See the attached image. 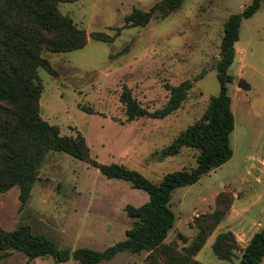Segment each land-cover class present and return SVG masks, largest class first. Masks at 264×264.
<instances>
[{
    "label": "rangeland",
    "instance_id": "374dc122",
    "mask_svg": "<svg viewBox=\"0 0 264 264\" xmlns=\"http://www.w3.org/2000/svg\"><path fill=\"white\" fill-rule=\"evenodd\" d=\"M161 0H79L60 4L59 13L87 35L84 48L68 53L43 52L53 73L40 69L43 84L40 116L58 127L61 136L80 135L89 159L120 165L159 184L165 175L196 166L197 151L184 148L162 158L187 127L205 115L219 93L216 64L225 22L252 0H184L169 16L153 17L144 27H125L133 10L148 11ZM100 33L110 39L92 38ZM227 85L234 116L231 159L194 185L176 189L171 198L175 223L163 242L179 257L199 228L210 226L217 197L231 203L194 260L201 264H238L253 234L264 227V3L242 20ZM190 82L178 110L163 119L127 120L120 101L124 88L149 113L168 102L170 89ZM245 84V88L240 84ZM147 193L130 183L109 179L89 163L57 151L40 160L26 204L19 189L0 192V228L12 232L28 226L59 250L103 252L125 239L132 220L126 206L140 207ZM233 235L236 248L219 259L212 244L221 233ZM150 253L122 252L100 264H149ZM0 264H80L50 257L29 259L11 251ZM169 264V263H168ZM261 264H264V257Z\"/></svg>",
    "mask_w": 264,
    "mask_h": 264
},
{
    "label": "trees",
    "instance_id": "16d2710c",
    "mask_svg": "<svg viewBox=\"0 0 264 264\" xmlns=\"http://www.w3.org/2000/svg\"><path fill=\"white\" fill-rule=\"evenodd\" d=\"M76 1L79 0H0V192L17 187L21 204H26L40 160L47 152L57 151L89 163L106 178L130 183L134 189L147 193L149 200L137 208L126 206L131 227L125 232L123 241L103 252L59 250L51 241L22 225L12 232L0 228V260L9 252L17 251L31 260L50 256L58 263L73 259L80 264H100L118 253L138 255L146 252L150 253L149 264H201L194 257L225 215L231 197L226 194L217 197V208L209 216L211 225L200 227L192 243L181 250L182 255L177 254L178 258H171L176 253L174 246L163 244L176 219L170 202L176 189L194 185L202 176L227 163L233 155L229 143L234 129L227 89L232 81L229 69L234 62L242 20L252 17L264 0H252L240 14L231 15L225 22L216 64L219 93L211 97L203 118L187 127L160 152L162 158H168L178 155L184 148L193 149L198 153L195 168L167 174L159 184L151 183L138 172L123 166L100 165L89 159V149L80 135L74 138L61 136L58 127L48 124L40 116L43 84L38 71L53 73L43 52L68 53L87 44L86 33L57 9L60 4ZM183 1L161 0L148 11L135 9L126 17L125 27H144L155 16L165 18ZM92 38L110 41L100 33H93ZM190 87V82H184L171 88L164 108L153 113L140 108L127 88L123 89L120 101L129 121L138 117L163 119L179 109ZM235 248L230 232L219 234L212 244L213 253L219 259H226ZM263 257L264 227L252 235L238 264H261Z\"/></svg>",
    "mask_w": 264,
    "mask_h": 264
},
{
    "label": "water",
    "instance_id": "95a60500",
    "mask_svg": "<svg viewBox=\"0 0 264 264\" xmlns=\"http://www.w3.org/2000/svg\"><path fill=\"white\" fill-rule=\"evenodd\" d=\"M240 87H242V88H245L246 86H245V84H240Z\"/></svg>",
    "mask_w": 264,
    "mask_h": 264
}]
</instances>
